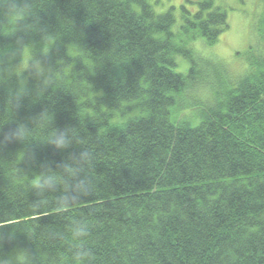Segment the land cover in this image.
I'll use <instances>...</instances> for the list:
<instances>
[{
	"label": "trees",
	"instance_id": "16d2710c",
	"mask_svg": "<svg viewBox=\"0 0 264 264\" xmlns=\"http://www.w3.org/2000/svg\"><path fill=\"white\" fill-rule=\"evenodd\" d=\"M228 18L215 0L177 29L151 0H0V261L65 264L82 217L93 264H264V8L237 81L212 89L226 69L193 45ZM83 151L88 195L31 187Z\"/></svg>",
	"mask_w": 264,
	"mask_h": 264
},
{
	"label": "rangeland",
	"instance_id": "374dc122",
	"mask_svg": "<svg viewBox=\"0 0 264 264\" xmlns=\"http://www.w3.org/2000/svg\"><path fill=\"white\" fill-rule=\"evenodd\" d=\"M200 0H151L158 12H164L173 8L176 16L175 29L182 22L183 6L190 11L199 9ZM217 4L224 6L228 12L229 28L222 33L219 41L213 45H207L202 40L194 41L193 45L197 54L205 59H211L226 69L218 68L216 74L209 70L212 76L210 84L212 89L218 85L219 79L228 76L237 81L245 75L248 69L246 58L247 49L251 45L259 44L257 24L264 8V0H215ZM176 71L187 73L190 62L182 56L177 57ZM228 72V73H226ZM206 90V89H205ZM194 102L196 99L193 98Z\"/></svg>",
	"mask_w": 264,
	"mask_h": 264
},
{
	"label": "clouds",
	"instance_id": "9594fccd",
	"mask_svg": "<svg viewBox=\"0 0 264 264\" xmlns=\"http://www.w3.org/2000/svg\"><path fill=\"white\" fill-rule=\"evenodd\" d=\"M22 134L20 127L13 133L15 136ZM72 137L69 130L56 132L48 139V143L55 145L56 148L62 149L68 147L72 143ZM89 160V153L83 151L79 154V158L75 157L73 163H66L62 165L61 171L55 169H46L42 171L31 187L37 191L38 194H43L48 191H56L64 187L66 190L59 197L58 204L71 203L73 200L83 198L89 194L83 176H81V169L76 161L80 164L87 163ZM91 222L87 218L73 217L67 222L65 232L62 238L66 241V247L70 250V261L65 264H93L94 253L89 246V236L91 233ZM49 231L56 235L54 228ZM63 260V257H61ZM0 264H10L8 261H0Z\"/></svg>",
	"mask_w": 264,
	"mask_h": 264
}]
</instances>
